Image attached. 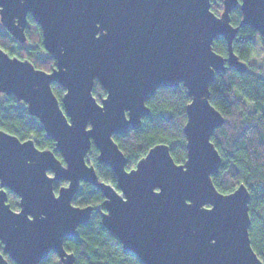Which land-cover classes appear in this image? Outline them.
Here are the masks:
<instances>
[{"label":"water","instance_id":"1","mask_svg":"<svg viewBox=\"0 0 264 264\" xmlns=\"http://www.w3.org/2000/svg\"><path fill=\"white\" fill-rule=\"evenodd\" d=\"M222 4L215 14L212 0H0L2 26L25 43L30 15L56 61L46 72L0 47V93L26 105L61 156L0 130V248L11 260L40 264L55 253L75 264L64 239L78 237L95 210L73 205L84 182L104 196L102 225L143 264H264L251 245L247 187L223 194L213 183L222 158L211 138L225 118L210 103L216 73L248 70L233 49L232 11L263 36L264 0ZM220 37L226 57L213 48ZM96 80L106 91L100 102ZM54 83L65 89L61 100ZM181 84L191 98L185 162L157 144L128 170L114 137L141 127L159 88ZM92 144L118 189L87 163ZM57 182L67 184L55 190ZM7 190L19 197L18 211ZM0 264H8L2 253Z\"/></svg>","mask_w":264,"mask_h":264},{"label":"trees","instance_id":"2","mask_svg":"<svg viewBox=\"0 0 264 264\" xmlns=\"http://www.w3.org/2000/svg\"><path fill=\"white\" fill-rule=\"evenodd\" d=\"M212 11L220 14L222 0H212ZM232 24L239 26L233 42L235 54L248 64L245 73L233 68L216 73L210 86V103L224 116V124L218 128L211 140L218 150L222 162L213 183L223 194L233 192L244 184L250 193L249 229L251 245L258 257L264 262V35L251 27L240 26L242 13L239 8L231 13ZM26 42L19 43L0 26V47L13 57L29 60L37 69L51 72L56 66L42 41V30L34 19L28 16ZM257 42L263 54L262 64L253 62ZM220 55H228V46L220 37L213 44ZM53 91L59 100L65 89L54 83ZM93 94L100 102L106 91L96 80ZM191 102L187 89L181 84L177 88H159L147 102L151 110L143 118L139 129H130L114 139L128 159L126 168H134L137 162L157 144H166L175 162L182 164L186 160V107ZM0 130H4L21 141L33 139L40 149H50L61 159L55 148V141L45 135L39 120L28 113L26 105L18 102L14 96L0 93ZM99 152L94 144L86 157L89 165L96 169L99 181L112 184L117 188L112 170L98 160ZM55 183V190L66 185ZM118 189V188H117ZM8 192V203L13 210L19 208V198ZM104 196L99 189L89 183L81 186L73 198L78 207L93 206L90 221L79 227L78 237H66L64 247L75 256V264H143L131 251L123 248L120 240L107 230L101 222L100 210H103ZM10 264H15L9 260ZM40 264H60L56 254L51 253Z\"/></svg>","mask_w":264,"mask_h":264},{"label":"rangeland","instance_id":"3","mask_svg":"<svg viewBox=\"0 0 264 264\" xmlns=\"http://www.w3.org/2000/svg\"><path fill=\"white\" fill-rule=\"evenodd\" d=\"M1 21H0V26H1ZM262 59H263V54L260 49V44L257 42L256 45V50H255V56L253 57V62L256 64H262Z\"/></svg>","mask_w":264,"mask_h":264},{"label":"flooded vegetation","instance_id":"4","mask_svg":"<svg viewBox=\"0 0 264 264\" xmlns=\"http://www.w3.org/2000/svg\"><path fill=\"white\" fill-rule=\"evenodd\" d=\"M51 174V173H50ZM8 191V190H7ZM19 198V197H18ZM104 207V206H103ZM19 210V208L18 209H16L15 211H18ZM104 210V209H103ZM101 211L102 210H100V215H101ZM92 217V216H91ZM102 222V221H101ZM80 227V226H79ZM78 231H79V228H78ZM65 240V239H64ZM0 253H2V255L4 256V258L7 260V262H8V264H10V262H9V260H11L9 257H8V255L7 254H5L3 251H2V247L0 248ZM51 254V253H50ZM49 254V255H50ZM55 254V253H54ZM57 255V254H56ZM58 256V255H57ZM48 258V257H47ZM46 258V259H47ZM59 258V257H58ZM45 259V260H46ZM12 262H14L13 260H11ZM44 261V260H43ZM59 261H60V258H59ZM15 263V262H14ZM16 264V263H15ZM60 264H62L61 263V261H60Z\"/></svg>","mask_w":264,"mask_h":264}]
</instances>
